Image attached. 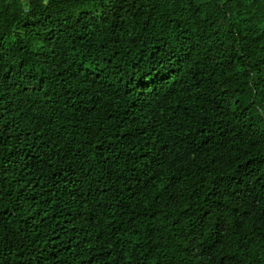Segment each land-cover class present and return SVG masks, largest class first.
<instances>
[{"label":"trees","instance_id":"1","mask_svg":"<svg viewBox=\"0 0 264 264\" xmlns=\"http://www.w3.org/2000/svg\"><path fill=\"white\" fill-rule=\"evenodd\" d=\"M0 264H264V0H0Z\"/></svg>","mask_w":264,"mask_h":264}]
</instances>
